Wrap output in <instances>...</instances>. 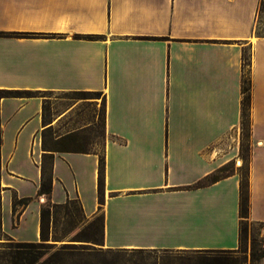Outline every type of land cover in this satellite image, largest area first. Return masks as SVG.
<instances>
[{
  "label": "crops",
  "instance_id": "crops-1",
  "mask_svg": "<svg viewBox=\"0 0 264 264\" xmlns=\"http://www.w3.org/2000/svg\"><path fill=\"white\" fill-rule=\"evenodd\" d=\"M260 2L0 0V90L104 101L103 145L89 154L41 146L45 130L91 131L95 120H77L75 104L44 111L39 97L0 102V246L40 242L41 209L76 201L86 217L102 216L105 249L236 251L244 53L248 218L264 224ZM45 153L53 156L48 195L40 192ZM20 199L25 208L14 206Z\"/></svg>",
  "mask_w": 264,
  "mask_h": 264
},
{
  "label": "rangeland",
  "instance_id": "rangeland-1",
  "mask_svg": "<svg viewBox=\"0 0 264 264\" xmlns=\"http://www.w3.org/2000/svg\"><path fill=\"white\" fill-rule=\"evenodd\" d=\"M245 77L249 78L248 68ZM22 96L41 98L47 111L51 107L58 111L62 106L75 104L77 120H95L91 131L83 133L90 140L88 149L101 151L104 101L100 95L31 93ZM226 170L231 172L232 167ZM51 215L53 219L50 217L46 225L48 241L44 245L17 248L15 244H3L0 264H203L207 260L188 252L107 250L102 247V216L86 217L76 201L53 208ZM245 221L239 248L228 257L234 264H264V224L251 222L249 218Z\"/></svg>",
  "mask_w": 264,
  "mask_h": 264
},
{
  "label": "trees",
  "instance_id": "trees-1",
  "mask_svg": "<svg viewBox=\"0 0 264 264\" xmlns=\"http://www.w3.org/2000/svg\"><path fill=\"white\" fill-rule=\"evenodd\" d=\"M260 14H264V0L260 2ZM249 67V59L246 53L243 54V78L241 84V93H242V101H241V136H240V158L242 160V166L238 170V174L240 176V197H239V237L242 227L244 226L245 220L248 218L249 212V194H248V161H249V134H250V101H251V83L250 79L245 77V70ZM33 92L30 91H17V90H0V100L7 98H22V95H29ZM80 94V93H77ZM43 110L45 111V105L43 106ZM84 132L81 133H71L62 137H53L51 130H45L41 135V146L43 151H51V152H74V153H82L89 154L94 152L88 149L90 146V140L83 136ZM103 133H104V116H103ZM0 145H1V137H0ZM247 154V156H246ZM99 156V169H98V194L101 195L102 186H103V170H104V160L101 154ZM53 164V156L44 154L41 161V186L40 192L42 194H50L51 191V169ZM227 168V167H226ZM226 168L220 170L217 174H214L204 181L200 182L198 185L208 184L219 180L221 177L229 174L230 171L226 170ZM244 171L246 174L244 175ZM232 172V171H231ZM101 202L102 197H98ZM29 203L28 199H20L14 201V206L18 205L19 207L25 208ZM79 205V204H78ZM55 207L47 204L45 207L41 209L40 212V243H10L15 244L17 248H32L36 245L42 246L45 242L48 241L46 236V225L48 224V220L51 217V210ZM102 218V217H101ZM102 222V219H101ZM102 224V223H101ZM0 231H1V216H0ZM66 248V247H64ZM111 250V249H107ZM116 251H157V250H116ZM159 251H167V250H159ZM178 252H186V251H178ZM234 251H191L188 252L190 254L203 256V264H234V262L228 257L229 254ZM16 255V254H15ZM14 255V258H16Z\"/></svg>",
  "mask_w": 264,
  "mask_h": 264
},
{
  "label": "bare ground",
  "instance_id": "bare-ground-1",
  "mask_svg": "<svg viewBox=\"0 0 264 264\" xmlns=\"http://www.w3.org/2000/svg\"><path fill=\"white\" fill-rule=\"evenodd\" d=\"M238 164H240V162H238Z\"/></svg>",
  "mask_w": 264,
  "mask_h": 264
}]
</instances>
